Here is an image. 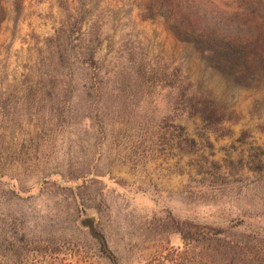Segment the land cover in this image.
Instances as JSON below:
<instances>
[{
  "label": "rangeland",
  "instance_id": "1",
  "mask_svg": "<svg viewBox=\"0 0 264 264\" xmlns=\"http://www.w3.org/2000/svg\"><path fill=\"white\" fill-rule=\"evenodd\" d=\"M146 1H2L0 264H264V80L236 84ZM74 19L73 71L50 77L40 41ZM197 226L234 241L182 237Z\"/></svg>",
  "mask_w": 264,
  "mask_h": 264
},
{
  "label": "trees",
  "instance_id": "2",
  "mask_svg": "<svg viewBox=\"0 0 264 264\" xmlns=\"http://www.w3.org/2000/svg\"><path fill=\"white\" fill-rule=\"evenodd\" d=\"M2 1L0 0V27L7 16ZM8 1L14 18L18 17L23 0ZM139 6L142 19L153 17L157 13L164 16L180 41L192 43L211 66L236 84L251 86L264 80V0H147L139 2ZM80 23L78 19L71 23L68 20L62 21L52 35L41 39L37 61L44 62L45 59L40 55L45 50L46 60L59 67L50 77L65 75L60 73L62 68L67 71L66 75H71L73 69L68 61L73 58V50L81 46L72 45L81 40L73 37L79 32ZM63 62H67V66ZM88 62L93 61L89 58ZM199 86L192 88L194 91L190 95L185 90L184 99L188 102V107L191 111L212 118L214 123H219L229 109ZM181 233L184 239L192 238L196 241L213 240L226 245L234 241L226 230L201 226H197L192 234ZM246 238L255 243L250 245L251 249L261 252L264 250L263 240L255 236ZM245 247H248L247 244Z\"/></svg>",
  "mask_w": 264,
  "mask_h": 264
},
{
  "label": "water",
  "instance_id": "3",
  "mask_svg": "<svg viewBox=\"0 0 264 264\" xmlns=\"http://www.w3.org/2000/svg\"><path fill=\"white\" fill-rule=\"evenodd\" d=\"M81 223L82 225L87 226L89 229H93V218H85Z\"/></svg>",
  "mask_w": 264,
  "mask_h": 264
}]
</instances>
